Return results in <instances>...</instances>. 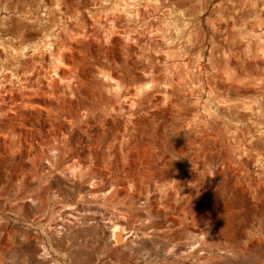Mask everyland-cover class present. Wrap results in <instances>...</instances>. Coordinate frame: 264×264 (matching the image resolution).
Returning a JSON list of instances; mask_svg holds the SVG:
<instances>
[{"label":"rangeland","instance_id":"1","mask_svg":"<svg viewBox=\"0 0 264 264\" xmlns=\"http://www.w3.org/2000/svg\"><path fill=\"white\" fill-rule=\"evenodd\" d=\"M64 3H67L73 14L79 7L85 10L92 6V0L80 2L79 0H0L1 40L16 39L23 46L42 42L44 36L57 27L56 21L60 16H53L49 26L44 22L36 24L33 21L38 20V16L44 15L46 7L55 8ZM102 3L107 4L105 1ZM151 4L153 8L148 20L155 31L157 29L166 31L174 26L173 24H182V20L178 21L182 12L190 13V23L193 24L190 32L193 36L196 33L199 36L195 35L192 38L190 34L191 47L185 46L189 48L188 52L185 47H180L182 52L178 48L179 59H182L179 63H183L180 74L183 76L184 73L183 77L192 84L185 87L186 91L190 89L189 93L192 92V96L189 94L188 97L189 102L194 104L200 95L198 99L200 101L197 100L202 103L200 106L204 105L208 109L210 107L212 114L214 113L213 117H209V121L211 126L216 125L217 128L207 129L209 136L203 143L210 148L211 145L214 146L218 152L214 151L215 154H212V159L209 160L207 151L198 149L202 155L200 163L205 164L206 168L194 170L196 179L188 182L175 196L165 194L168 199L170 198L171 207L161 201L158 187L155 185L130 187L131 185L124 184L121 186L127 187L126 190L119 187L117 191H114V188L110 189L112 185L108 180L127 178L137 175L138 172L150 170L147 165L154 164L152 162L156 155L158 156L160 149L169 148L177 151L179 148L181 153L180 149L194 140V134L191 135L192 133L187 131L180 133L179 140L174 137L170 141L160 138L159 131L169 127L172 118L171 107L162 97L164 91L159 93L160 96L157 95L158 91H152L148 100L145 98L143 101L142 107L145 111H149L150 109H147L149 103L152 111L158 107L165 109L141 117L135 128L131 129L133 136L129 152L120 156V175L104 168V163L96 166L99 174L95 175V179L92 178V174L83 177L75 172V175L71 173V177L70 173L60 172L52 176L53 179L46 181L44 178L42 181L39 176L28 174L27 184H32L35 193L41 197V200L39 198L34 200L25 192L27 189L25 185L17 186L16 178L24 172L23 168L28 162V151L25 147L29 150L31 148L29 145L38 142L39 128L23 124L20 120H17L16 123L19 124H14L12 128L6 125L7 128L12 129L13 141L16 145L24 144V146L22 152L17 151L18 154H14L9 148V142L0 140V193L2 194H0V264H264V131L262 130L264 129L262 124L264 123V0H151ZM10 15L12 18L9 17ZM142 23L144 24V20L140 21V24ZM121 24L125 25L126 22L123 21ZM122 25L118 28L125 27ZM260 35L261 39H259ZM154 38L153 48L159 53L157 60L162 65L158 74L166 77L169 74L168 69L164 68L167 63L168 47L161 42V37ZM95 41L79 39L69 47L68 58L64 61V65L72 66V69L77 70L80 75L79 80L74 81V88L88 86V91L107 93L103 84L104 79L97 78L96 74L97 68L106 65L103 63L111 59L108 54L115 56L123 64L122 74L125 78L132 80L141 77L144 72L141 67L146 62L145 57L139 59L133 56L134 51L127 52L120 40L109 47ZM178 44L179 41L177 46ZM212 45L216 49L217 58L211 63L208 61V56ZM228 56L230 61L226 67L224 59ZM99 57L102 58L101 61H98ZM6 59L4 54L0 56V73L4 72L3 65ZM20 64L26 73L33 74L38 67L35 61ZM46 66L49 68V65ZM224 71L235 77V85L231 89L225 87L226 84L223 83L221 75H224ZM59 73V77H54L53 91H75L62 85V78L70 76L69 73L75 75L74 71L61 68ZM42 76L43 73H40V76L37 74L30 76V81L36 83L35 86L41 78L40 90L34 88L35 91H50V83L43 80ZM164 82L165 79L157 83V88L163 90ZM216 84L218 85L215 87ZM212 85L214 87L212 91H217L214 94L215 98L218 96L222 100H226L228 96L232 98L231 103L219 109L220 111L214 110L208 101L211 91L209 86ZM194 86H198V90L196 88L191 91ZM186 91L181 90V93ZM227 93L231 94L227 95ZM28 95L29 103L34 109L27 112V118H32L37 125L41 123L46 133L52 121L54 129H57L56 133L62 132L63 135L70 136L72 146L69 148L71 147V152L74 151L75 155L84 157L87 156V152L89 153V145L93 141L87 139L88 134L92 137L101 134L99 139L107 136L108 130L98 129L96 122L85 123L84 111L90 108L92 98L87 92L84 96L88 101L84 104H81L83 101H78L80 97L71 93L62 92L53 99L43 94ZM100 96L101 92L94 95V98ZM50 106L70 113L66 115L64 112L61 118L53 116L51 120L48 117ZM137 113L143 115L144 110L139 108ZM206 119L202 116V120ZM6 130L3 128L1 132ZM166 131L171 133L170 129ZM97 143L99 145L97 144L93 151L96 157L101 155V152L107 151V147L100 140ZM56 145H65V143L59 142ZM47 146L48 144L43 148L48 153ZM41 151L42 149L39 153ZM221 157L231 158L233 162L229 165L230 168L228 165L225 168L220 161L215 172L209 162ZM45 162L46 159L43 157L39 164ZM90 162L95 164L94 161ZM181 168H183L182 162L179 169ZM98 179H102V183ZM69 182L73 185H68ZM14 187L17 191H20V187L23 192L20 191L17 201L11 199L6 203L5 199L9 197L7 192ZM147 187H150L151 191ZM114 192L117 194L116 198L107 200V196ZM30 194H33L32 191ZM13 197L15 198L14 195ZM148 198L149 203L146 201ZM6 204L14 207L10 210L6 208Z\"/></svg>","mask_w":264,"mask_h":264},{"label":"bare ground","instance_id":"2","mask_svg":"<svg viewBox=\"0 0 264 264\" xmlns=\"http://www.w3.org/2000/svg\"><path fill=\"white\" fill-rule=\"evenodd\" d=\"M80 1L81 0H79V2ZM102 1H105L107 4H103V3L101 4ZM91 5H92L91 7H87V9H85V10H83V9H81V7H79L75 14H73L69 10V8L67 7V3H64L63 5H60V6L55 7V8L49 7L50 9L48 7H46L45 8L46 12L45 13L43 12L44 15L42 17L38 16L37 17L38 20L33 21V22H35L36 24H40L41 22H44L47 26H49L52 23V17L53 16L59 15L60 17L56 21L57 27L55 29H53L50 33L46 34L43 38V41L39 42L37 44L29 45V46H23L16 39L12 40V39L2 38V40H1V38H0V56H3V54H4V56H6V58H7L5 64L3 65L4 72L0 73V101H1L0 102V140L4 139V140L8 141L9 142V148H10V150H12V153H14V154L17 153V151H20V152L23 151L24 144H23V146L22 145L17 146L16 142L13 141L14 138L12 136V129H9V128H12L14 124H19V123H16V122H18L17 120H20L23 124H29L32 127L39 128V133H40V136L38 138L37 143L29 145V146H31V148L29 147L30 148L29 150L27 149V147H25V149L28 151V162L26 163V165L23 168L24 172L22 174H20L19 176H17L16 179L18 181L15 180L17 182L16 184H17V186L19 184L25 185L27 188V189H25V192L29 193V197H33L34 200H37L38 198H39V200H41V197H39V195H37L35 193V191L33 190L35 187H33L32 184H27V182H26L28 174H34L36 176H39L42 181L44 178L46 179V181L50 180L52 178V176H54L60 172L61 173H67V174L68 173L74 174L75 172H77L83 177H87V176L89 177L92 174V178L95 179L96 178L95 175L97 176L99 174V171L96 168V166H98V164L101 165V163H104L105 164L104 168L109 169L110 171L120 175V171H121V169H120L121 168V163H120L121 157L120 156L121 155H127V153L129 152L130 141L132 140L131 137L133 136L131 129L135 128V126L137 125V121L139 119H141V117H143L145 115H149V114L154 113L156 111H160V110L165 109L163 107H158V108L153 109V111H152L150 108V105L148 103L147 109H150V110L145 111V109L142 107L143 101L145 100V98H146V100H148V97L152 91H158L157 95H159V93L161 91H164V95L162 97L165 99L167 105L169 107H171L170 111L172 114V118H170L171 121H170L169 127L166 129L164 128V130H162V131H159L160 138H164V139L166 138L167 141L168 140L170 141L174 137V138H176V140H179L178 138L180 137V133L187 131L188 133L189 132L192 133L191 135L194 134V140L190 144H185L184 147H182L180 149L181 153H179L178 147H177L178 148L177 151H172V149L170 150L169 148L164 149V150L160 149L158 156L156 155L154 162L151 161L154 164L147 165V168L150 169L148 171H141V172H138L137 175H132L131 177L127 176V178L126 177L125 178L120 177V178H117V179H114L111 181L108 180V182L112 185V187L110 189L114 188V191L115 190L117 191V189L119 190V188H122V190H126L127 187L124 188L121 186L124 184H129V185H131L130 187H134V186L136 187V185H141L142 187H144V186L145 187L146 186L151 187L152 185H155L158 187V193H159L160 198L162 199L161 201L164 204H166L167 206L171 207L170 206L171 205L170 204V198L168 199V197H166V196H168V195H170L172 197L175 196V194L179 193V191L181 189H183L184 186L188 182L195 180L196 176L193 174L194 170L206 168L205 164L202 165L200 163V161H201L200 158L202 157V155L198 151V149H205L209 155V160L212 159V154H215V152L216 153L218 152V150L216 148L214 149V146L211 145V148H210V147L204 145V143H203V141H206L208 139V136H209L207 129H211V128L216 129L217 128L216 125L211 126L212 124L209 121V117H213L214 113L212 114V109L208 105L207 106L209 107V109L205 108L204 105L200 106V104H202V103L198 102V101H200V100H198V99H200V95H199V98L197 97L198 98L197 99L198 101L196 100L197 103L195 102L194 104H191L189 102L188 97H189V94L191 95L192 92L189 93L190 89H188L189 91H186L185 87L189 86L190 83L188 82L187 78L183 77L185 75L184 73H183V76H182V74H180L183 63L182 64L179 63V60L181 58L179 59V52L180 51L178 50V48L181 50L182 48H180V47L184 48L185 46L192 44L191 38H190L191 35H192V38L195 35L196 36L198 35L196 33L193 36V34L190 32L191 27L193 25V24L191 25V23H190L191 22V17L189 15L190 13L186 14V12L185 13L182 12V14L180 15V18L178 19V21L179 20L183 21L182 24L180 23L181 25L180 24H173L174 26H172V27H174V28L170 27L166 31H160L159 29H157L156 30L157 32H156L155 29H152V27L149 24L150 22L148 20V17L151 15L150 14L151 8H153V6L151 4V0H92ZM160 7H162V6L160 5ZM219 8H220V6H219ZM176 9H177V7H176ZM176 9H175V11H176ZM28 10H29V8H28ZM30 11H32L31 8H30ZM182 11H184V10H182ZM155 13H157L156 10H155ZM180 13H181V11H180ZM256 13H258V12H256ZM261 14H262V12H261ZM35 15L36 14H34V16ZM202 15H203V13H202ZM19 16H20V13H19ZM9 17L12 18V15H10ZM261 18H263V17H261ZM7 19H9V18H7ZM141 20H144V24L143 23L140 24ZM193 20H195V19H193ZM227 20H229V19H227ZM233 20H235V19H233ZM123 21L126 22L125 25L123 24L125 27L124 28H118V27H120V25H122L121 22H123ZM220 22H221V20H220ZM224 22H225V19H224ZM234 23H235V21H234ZM195 24H197V23H195ZM171 28H172V30H171ZM215 28H218V27H215ZM261 31H263V30H260V32ZM155 36L161 37L160 38V40H162L161 42H164L166 44V46L168 47V50L166 51V53H167V56H166L167 61L166 62L167 63H166V66H164V68L168 69L169 74L166 77L158 74L160 72L159 67L162 65L159 63L160 61L157 60L158 59L157 57L160 56L159 53L157 52L156 49L153 48V45L155 43V38H154ZM261 38L262 37L260 35L259 39H261ZM79 39H85L87 41H92V42L97 40V41H95V43H98V44L104 43L106 45V47L115 45V43L118 40L122 41L123 47L126 49L127 52L134 51L135 53L133 54V56H136L139 59H143L144 57L146 58L145 64L142 65V67H141V69L144 70L143 74L141 75L140 78L136 77L132 80L125 78L122 74L123 64H121L120 61L115 56H111L110 54H108L111 57V59H108V62L103 63L106 65H104L102 67H98L97 68V74H96L97 78L104 79L103 84H104L105 88L107 89V93H105L103 91H88V89H89L88 86H87L88 89H87V87L74 88L73 87V85L75 84L74 81L75 80L78 81L80 75L78 74L77 70L72 69V66L64 65V61L68 58L69 47L71 45H73L76 41H78ZM177 41H179L178 46H177ZM196 45H197V43H196ZM194 47H196V46H194ZM259 47H260V44H259ZM188 49H187V52H188ZM215 50L216 49L214 48L213 45L209 48L208 61L211 63L213 62L214 58H217ZM181 52H182V50H181ZM203 52H202V55H203ZM231 52H234V51H231ZM261 53H262V51H261ZM224 54H226V53H224ZM189 55H191V54L189 53ZM189 55H188V57H189ZM259 55H260V53H259ZM183 56H184V54H183ZM225 56H227V55H225ZM228 58H230V56H228V57H226V59H224V61L226 62V65H225L226 67L230 61V59H228ZM101 59L102 58L99 57L98 61H101ZM183 60H184V58H183ZM26 61L37 62L38 63V67L36 68L37 72H36V70H34L33 74H32V72L26 73V71L23 69V67L20 64V63H23ZM180 62H182V61H180ZM215 62H216V60H215ZM201 63H199L198 65L200 66ZM193 64H195V63H193ZM222 64L223 63L221 62V65ZM46 65H49V68H47ZM184 65H185V63H184ZM61 68L62 69L68 68L69 70L74 71L75 75H71V73H69L70 76H65L62 78V85L66 88H69V89L75 90V91H53L54 88H53L52 83H54V77H59V74H60L59 71ZM198 71L199 70L197 69V73H198ZM190 72H192V71L190 70ZM40 73H43V76H42L43 80H47L50 83V85H51L50 91H42V90L41 91H35V89L40 90V87H41L40 82H42L41 78L38 77L39 82H38V85L35 86L36 83H33L32 81H30V79H31L30 76H35L36 74L40 76ZM197 73H196V75H197ZM223 73L225 76L223 74L221 76H222L223 83L226 84L225 87H227L228 89L233 88V86L235 85V77H232L228 73V71H224ZM136 74H137V72H136ZM191 74H190V77H191ZM238 74H239V72L237 73V75ZM233 76H234V74H233ZM163 79H165V82H164L165 88L163 90H161V89L157 88V83L162 82ZM195 79H196V77H195ZM202 79H203V77H202ZM202 79H200V81ZM208 80H209V78H208ZM245 80L246 79H244V81ZM218 81H216V82H218ZM236 82H237V80H236ZM262 82H263V80H262ZM192 83H193V81H192ZM195 84H196V82H195ZM190 85H192V84H190ZM217 85L218 84H216L215 87ZM10 87H11V89H9ZM197 87H195L194 89H191V91L192 90L194 91ZM209 87H210L211 91H209V95H208L209 100L208 101L210 102L211 107L214 110L222 109L223 107H226L227 105H229V103H231L230 101L232 100V98L229 96H228V98L226 97L227 98L226 100L219 99L220 96L215 98L214 94H216L217 91H212V90H214L213 85L209 86ZM30 88H32V89H30ZM181 90H185L186 92H182L183 93L182 94ZM197 90H198V88H197ZM197 90L195 92H197ZM62 92L67 93V94L71 93L75 96L80 97V100H78V101H80V102L83 101V102H81V104H84L88 101V99L84 96V93L87 92L88 95L92 98L90 100V104H91L90 108H87L84 111L85 123L96 122V124L98 125L97 126L98 129L108 130L107 136L105 135L106 137L101 138V139H99V136H101V134H99L95 137H92L91 134L87 135V139L88 140L91 139V141H93L89 145L90 149H89V153L87 152V156L82 157V155H75L74 151L71 152L72 149H71V147L69 148V146H72L70 136L68 135V133H67L68 136L63 135L62 132L56 133L57 129H54V124L52 123V121L50 124V128L48 129V131L46 133V130H43L41 123H39V125H37L36 123H34V121H32L33 120L32 118H27V112L33 111L32 109H34V108H32V104L29 103L30 102V100H29L30 96L28 94H43V95H45V97L53 99V98L60 96ZM99 92H101L100 98H94V95H98ZM199 92H201V91H199ZM229 94H231V93H227V95H229ZM163 98H161V99H163ZM72 99H74V98H72ZM157 99L160 100V98H155V100H157ZM237 102H239V101H237ZM244 102H242V103H244ZM249 102H250V100H249ZM236 103H234V104H236ZM172 105H174V107H172ZM190 105H192V106H190ZM247 107H249V106H247ZM139 108L141 110H144L143 115H142L143 112L137 113ZM175 109H177V110L174 111ZM251 109H253V108H251ZM253 110H256V109H253ZM64 112L65 111L63 109L57 110L54 106H50L49 111H48V113H49L48 117L51 120H52L53 116H58V118H61L60 116H63ZM259 112L262 113V111H259ZM65 113H66V115H69L70 112H65ZM215 113H217V112L215 111ZM202 116L206 117L207 119L205 121L202 120ZM74 120L75 119H73V121ZM68 121H71V120H68ZM82 121H83V119H82ZM257 122L258 121H256V123ZM248 124H249V122H248ZM262 124H264V123L262 122ZM6 125H10L11 127L7 128ZM81 126H83V125L81 124ZM26 127H28V126H26ZM76 127H78V125ZM3 128H6L7 130L5 132H1ZM239 128H241V127H239ZM79 129H80V127H79ZM168 129H170L171 133L174 135H172L171 133H168L166 131ZM262 130L264 131V129H262ZM237 131H239V130H237ZM99 140L103 145H105L107 147L106 148L107 151L104 150L106 152H103V153L101 152L100 153L101 155L96 157L93 151H94L95 147H97V144H98L97 142ZM59 142H63V143H65V145H56ZM46 144H48V146H47L48 153L45 152L44 148H43V146H45ZM245 146H246V144H245ZM14 148H16V151H14ZM158 148H160V147H158ZM241 148H243V147H241ZM41 149H42V151H41V153H39ZM244 149H245V147H244ZM26 152H25V154H26ZM43 157L46 159V162L44 164L40 165L39 162L42 161ZM183 159H184V161H183ZM90 161H94L95 164H92ZM220 161H221V164H223L225 166V168H226V165L229 166L233 162L231 160V158H225V157H221L215 161L209 162L210 165L213 166L212 170H214L215 172H216V166ZM181 162L183 164V168L179 169ZM89 163L91 165H89ZM229 168H230V166H229ZM88 169H89V171H88ZM137 169H139V168H137ZM210 169H211V167H210ZM72 174H71V177H72ZM76 177H78V176H76ZM103 180H104V178H103ZM240 180H241V178H240ZM93 181H95V180H93ZM100 181L102 183V179L99 180V182ZM45 182H43V184ZM67 184L71 185L72 183L69 182ZM6 185H7V183H6ZM15 187H16V185H15ZM15 187L13 189L8 188L11 190L8 191L9 193L7 192L9 197H7L5 199L6 203L10 202L11 199H13L14 201H17L16 199H19L18 196L20 194V191H22L20 189L21 186L19 187L20 191H17ZM94 187H97V186H94ZM98 187H99V185H98ZM150 187H147V189H149ZM29 191L30 192L32 191L33 194H30ZM149 191H151V190L149 189ZM165 194H166V196H165ZM13 195L15 196V198L13 197ZM23 195H24V193H23ZM116 195L117 194L115 192L109 194L107 196V200H114L116 198ZM100 197H102V194ZM103 198H105V197H103ZM146 201L149 203L150 202L149 198L146 199ZM13 207L14 206H11V204H9V206H8V204H6V208H8L10 210H12L11 208H13ZM1 213H2V211H1Z\"/></svg>","mask_w":264,"mask_h":264}]
</instances>
